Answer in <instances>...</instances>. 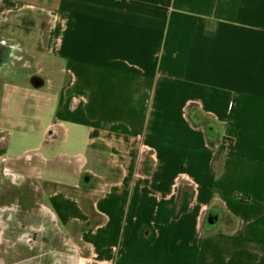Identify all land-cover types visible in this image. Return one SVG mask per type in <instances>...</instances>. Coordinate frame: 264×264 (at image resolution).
<instances>
[{
  "label": "crops",
  "instance_id": "crops-1",
  "mask_svg": "<svg viewBox=\"0 0 264 264\" xmlns=\"http://www.w3.org/2000/svg\"><path fill=\"white\" fill-rule=\"evenodd\" d=\"M0 33L3 98L54 115L48 144L87 133L24 169L95 261L264 264V0H0Z\"/></svg>",
  "mask_w": 264,
  "mask_h": 264
},
{
  "label": "rangeland",
  "instance_id": "rangeland-1",
  "mask_svg": "<svg viewBox=\"0 0 264 264\" xmlns=\"http://www.w3.org/2000/svg\"><path fill=\"white\" fill-rule=\"evenodd\" d=\"M43 18L32 14L24 16L20 25L24 31H28L30 26L37 22L36 26L39 29H34V36L28 41L23 42L18 38L16 41L11 40L12 45L21 48L28 43L34 49H40L44 37L41 29L45 28L46 23ZM0 36L4 37L2 33ZM8 49L10 47L5 44L0 46L1 57L4 60L7 58L5 54ZM17 52L20 54L21 50L18 49ZM7 81V87L0 88V127L3 128L0 146L8 147L7 154L11 158H7L5 162L11 166L5 169L0 162V264H100L76 237L60 229L54 216L41 206L36 185L27 177L28 173L24 169L26 158L30 156L25 154L26 148L39 145L46 154H56L63 148L68 151L83 150L87 133L83 132L74 137L70 134L63 143L59 139L52 144L46 143L47 138L41 137L44 126L50 122L53 123V128H56L57 119L51 112L49 113V110L42 113L32 98L30 104L19 108L14 104L13 106L11 101L5 100L3 98L5 94L20 96L23 91L12 87L11 82H15V79L11 78ZM24 82L20 79L22 85L26 84ZM200 120L207 123L204 117ZM61 132L60 129V134ZM46 147L52 149L49 151ZM68 159L58 158L50 161L49 165L42 162L37 164L39 167L44 166L48 169V173L53 174L51 166L58 161L63 162ZM48 173L46 174L50 175ZM46 174L43 177H46ZM68 176L72 174H59V177L65 179L69 178ZM82 178L88 182L90 175L83 174ZM85 185H88L85 187L98 186L91 182Z\"/></svg>",
  "mask_w": 264,
  "mask_h": 264
},
{
  "label": "flooded vegetation",
  "instance_id": "flooded-vegetation-1",
  "mask_svg": "<svg viewBox=\"0 0 264 264\" xmlns=\"http://www.w3.org/2000/svg\"><path fill=\"white\" fill-rule=\"evenodd\" d=\"M0 55H1V50H0Z\"/></svg>",
  "mask_w": 264,
  "mask_h": 264
}]
</instances>
